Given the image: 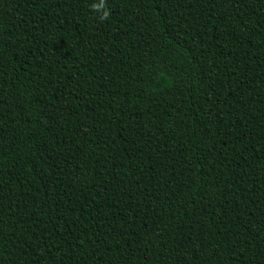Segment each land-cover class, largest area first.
Wrapping results in <instances>:
<instances>
[{
	"label": "trees",
	"instance_id": "1",
	"mask_svg": "<svg viewBox=\"0 0 264 264\" xmlns=\"http://www.w3.org/2000/svg\"><path fill=\"white\" fill-rule=\"evenodd\" d=\"M0 264H264V0H0Z\"/></svg>",
	"mask_w": 264,
	"mask_h": 264
},
{
	"label": "clouds",
	"instance_id": "2",
	"mask_svg": "<svg viewBox=\"0 0 264 264\" xmlns=\"http://www.w3.org/2000/svg\"><path fill=\"white\" fill-rule=\"evenodd\" d=\"M102 7V4L101 5H97V4H93L92 5V8H93V10H98L99 8H101ZM102 16H103V18H107V16H108V13H107V11H104L103 13H102Z\"/></svg>",
	"mask_w": 264,
	"mask_h": 264
}]
</instances>
